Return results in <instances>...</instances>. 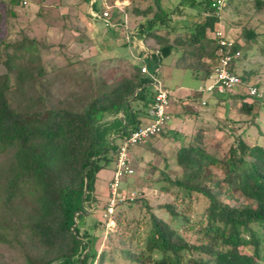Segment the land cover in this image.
<instances>
[{"label": "trees", "instance_id": "1", "mask_svg": "<svg viewBox=\"0 0 264 264\" xmlns=\"http://www.w3.org/2000/svg\"><path fill=\"white\" fill-rule=\"evenodd\" d=\"M103 1L93 2L94 13L103 14ZM213 1L205 0L209 14L201 17L190 32L173 41L158 34L162 29L156 24H163L168 17L159 0H155V9L150 7L138 12L142 16L155 12L142 31L147 41L156 40L159 51L154 58V67L146 64L152 73L162 65L163 58L180 54L175 68L189 71L200 85L214 74L220 58L214 33L223 19V12L217 14L213 10ZM229 1L232 0H227L224 9ZM19 2L12 0L14 5ZM257 4L262 7L264 2L258 0ZM244 33L249 42L256 37L250 30ZM229 37L235 42L232 55L237 51L242 53L241 58L233 62L231 71L238 73L246 84L251 83V73L237 70L249 47L245 48L237 39ZM7 49L8 46L3 55L0 48V63L7 68L6 74H0V154L12 153L13 162L5 203L11 207L12 201L27 190L32 207L22 209L12 220L0 222L1 243H12L13 237L24 249L27 264H95L97 260L104 264L114 262L117 254L130 264H264V147L250 146L237 138L229 159L224 161L206 151L204 132L178 149L175 161L182 175L175 179L165 176L170 186L164 187L168 191L170 187L183 191V203L185 198L191 199L193 195L204 198L207 205L201 220L194 224L185 216L181 220L177 205H168L165 209L171 217L169 221L151 212L150 229L141 249L134 250L130 246L119 250L110 245L112 248L98 256L97 238L87 229V219L94 211L92 207L101 202L96 194L97 177L112 161L117 162V144L109 137L113 132L121 131L122 138L138 129L144 112L138 108V103L145 107L154 104L156 92L147 91L151 79L142 74L141 66L124 59L117 75L95 88V94L79 108L52 107L41 97L34 109L19 110L10 97V74L17 70L18 87L23 88L28 71L16 66V56L8 54ZM15 49L16 52L27 50L25 42L16 45ZM256 86L260 96H251L246 87L241 86L235 93L218 97L220 102L228 105L239 98V113L251 118L250 124L256 125L262 109L254 103L262 97L260 87ZM108 117H114V120L109 121ZM164 130L153 138L163 135ZM214 168L222 170L224 177L216 178L212 172ZM133 176L124 178L120 195L130 194L126 180ZM236 192L255 206H232L222 199L227 196L233 200ZM138 199L135 197L118 204L114 215L120 207L133 205ZM109 201L108 197L103 217ZM145 206L148 207L147 203ZM179 221L184 224L187 235L197 238L196 243L179 232L176 227ZM117 223H121L118 218ZM100 225L97 222L92 228L97 229ZM114 236L120 246L127 245L123 235Z\"/></svg>", "mask_w": 264, "mask_h": 264}, {"label": "rangeland", "instance_id": "2", "mask_svg": "<svg viewBox=\"0 0 264 264\" xmlns=\"http://www.w3.org/2000/svg\"><path fill=\"white\" fill-rule=\"evenodd\" d=\"M127 1L108 0L109 5L114 6L110 11L111 17H116L119 22L124 21V16L119 15L127 8L131 20L130 28L140 33L145 23L154 18L155 12L152 11L147 16H142L138 12L146 11L150 7L155 9V0H129L131 4ZM160 1H163L160 7L168 14V17L163 24L160 22L156 24L158 29H162L158 34L168 37L170 41L181 34L188 33L190 26L199 22L202 17L200 13H205L207 16L210 12L204 5L205 0H171V4L174 3L173 9H169L170 3H166L165 0ZM181 1H183L182 4L177 6ZM261 1L264 2V0ZM229 2L230 4L222 11L221 23L223 30L232 38L237 39L245 48L249 47L247 52L245 51L246 57L241 61L238 70L240 73H251V83L258 85L261 89L262 97L254 100L257 107L259 105L262 108L259 111L257 124H250L251 118L239 113L241 105L224 106L220 103H216L217 111L212 116H207L203 123L198 119L188 118L185 130L192 133L193 129H198L191 135L192 139L182 137L169 142L168 149L171 150L169 154L166 152L163 154V158L166 155L164 160L162 157L160 160L154 159V162H149L148 166L133 164L135 174L130 178L128 191L136 192L138 202L120 207L110 220L103 217L107 198H101V202L95 203L92 207L91 210L94 211L87 219V229H90V233L97 238L98 256L112 247L119 250H125L130 246L134 250L141 249L150 229L151 212L169 221L171 217L165 209L168 205H177L176 210L181 220L183 216L189 218L192 221L191 224L201 220L207 205L204 198L193 195L191 199L185 198L183 203V191H178L175 187H170L169 191L164 189L170 186L165 176L175 179L182 175V170L176 165L175 152L179 147L192 142L199 133L204 132L206 151L224 161L229 159L231 148L236 146L237 138H241L250 146L264 147V5L259 7L258 0ZM90 14L91 3L88 0H20L17 5L12 4V0H0L2 54L4 55V49L8 46V54L16 56V66L28 71L23 88L18 87L17 70L10 74L12 86L10 97L15 107L19 110L26 111L27 108L32 110L37 107L36 101L42 97L45 103L52 107L68 105L79 108L95 94V88L117 75L121 62L124 60L121 57L124 56L120 57V54H117L118 50L105 55L96 54L98 47L103 44L99 35H103V30L107 29L104 24L92 19ZM121 30L122 28H119L117 32L120 33ZM246 30L254 32L255 39L249 42L245 37ZM23 42L27 50L16 52L15 46ZM121 42L120 39L116 44ZM149 42L152 45L157 44L154 38ZM133 46L136 47L134 53H137L139 47L135 40H133ZM127 52L125 51V55ZM174 56L162 59L163 69L159 77L163 84L172 91L181 87L198 89L199 82L192 78L189 71L170 67ZM154 62V60L150 61L151 68L154 67ZM6 73V66L0 63V74ZM150 89L151 87L148 86L147 91ZM237 101L241 100L237 99ZM188 106H190L189 103L185 105L186 108ZM213 107H215L214 99L211 100L210 109ZM178 121L176 118L175 123ZM164 139L168 141L167 137ZM153 158L154 156L150 161ZM12 162V153L0 154V222L4 219L12 220V217L17 216L22 209L29 210L32 207V198L27 190L19 194V199L12 201L11 207L5 203V190ZM110 165L112 167L113 163ZM111 167L108 170H111ZM212 172L216 178L224 177V172L218 168L212 169ZM234 194L233 200L228 199L227 196H223L222 199L232 206H255L241 194L237 192ZM178 196L179 200H177ZM117 218L121 221L120 224L117 223ZM97 222L101 225L93 229ZM176 227L189 241L197 242L195 236L185 233V226L181 221L176 223ZM115 234L123 235L128 241L127 245L120 246ZM11 238L12 243L0 242V264H27L24 249L14 241L13 237ZM95 264L100 263L97 260ZM104 264L130 263L117 254L114 262L108 261Z\"/></svg>", "mask_w": 264, "mask_h": 264}, {"label": "crops", "instance_id": "3", "mask_svg": "<svg viewBox=\"0 0 264 264\" xmlns=\"http://www.w3.org/2000/svg\"><path fill=\"white\" fill-rule=\"evenodd\" d=\"M94 1L95 0H91V14L90 15H91L92 19H94L96 22H100V23L104 24V22L102 20L95 19L92 15V13H93L92 4ZM170 1L171 0H165L166 3H168V4L170 3L169 9H173L174 3L171 4ZM162 2L160 1V5L162 4ZM182 2L183 1H181L179 4H177V6L182 4ZM103 3L109 4L108 0H104ZM127 3L131 4V2L129 0L127 1ZM128 12L129 11L127 8L124 10V13L121 14V12H120L119 16H124V21H122V22H119L116 17H115L116 19L114 18V20H113V22L115 23L114 28L108 29L105 27L107 30L102 29L104 34L99 35V37L101 39V43H103V44H102V46L98 47V49L96 50V54H98V55L104 54L105 55V54L114 52L113 50H118V52L116 51L117 54L119 53L120 57L124 56L121 58L128 59L133 64L143 67L147 63L150 64V61L154 60V58L156 56H158L159 51L155 45H152L149 41H147V36L145 33H142V31L139 33L138 31H135L134 28H133V30L130 28L129 22L131 20H130V17L128 15L129 14ZM125 14H127V21H126L127 25H126V27L123 26V24L125 23V20H126ZM200 15L203 17V16H205V13H200ZM193 26L194 25L190 26V29H188V32H190L192 30ZM119 28H122L120 33L117 32V29H119ZM220 28L224 29L222 23H220L216 26V30L220 29ZM225 33L227 34L228 37L230 36L228 32L225 31ZM120 39L122 42L120 44H116L117 42L120 41ZM133 40L136 41V45L139 47V51L137 53H134V50L136 47L133 46ZM125 51H128L126 53V55H125ZM176 60H177V55L174 56L173 62L171 63V66H170L173 69H175ZM149 68H150V66H149ZM159 68H160L159 72H161L163 69V66L159 65ZM192 78H193V76H192ZM148 86L151 87L152 92H155V89L151 83L147 84V87ZM199 86H200V83H199ZM170 92H171L172 96H171V104H170V107L168 108V112L171 115V122L165 128L163 135L158 136L156 138H153L145 144L139 145L137 147L135 146L134 148H132V150H131L132 164L139 163V164H142L144 166L145 165L148 166L149 162H152V161L154 162V159L160 160L161 157L163 158V154H165V152L167 154L170 153L171 149H168L170 146V144H168L169 142L174 141L175 139H178V138H182V137L183 138H190L191 137V139H192L191 135L193 134V132H195L198 129H193L192 133H190V132L188 133V131L185 130V126L187 124L188 118H193L194 120L198 119L203 123L204 119H206L207 116L210 117L215 113V111H217L216 110V107H217L216 103H220L221 105H224V106L228 105L226 102H220L221 100L218 96H214V97L209 98L206 106H203L202 101L206 97H205V95L199 93V87H198V89L197 88L194 89L192 87H187V88L181 87V88H177L174 91L170 90ZM212 99L215 100V107L210 109ZM237 99H239V98H235L232 101H230L231 105L230 104L229 105L230 106L241 105V101H237ZM188 103L190 104V106H188L189 108L188 107L186 108L185 105ZM152 106H153V104L149 105L148 107L147 106L145 107V105L138 103V108L143 109V111H144L140 116V119H141L140 126L148 125L153 121L154 118H153V114H152ZM147 110L150 111L149 114L145 113V112H147ZM108 118H110L109 121L114 120V117H108ZM176 118L179 121L175 123ZM168 128H169V130H168ZM200 128L201 127H199V129ZM120 132L119 133L113 132V134L109 137L110 141L118 144L120 142V139H121ZM186 133L189 135H187ZM165 137L168 138V141L164 139ZM179 148H181V147H179ZM176 152H175V154H176ZM152 156H154V158H153V160L150 161ZM164 158H166V155L164 156ZM164 158H163V160H164ZM148 159H149V161H148ZM111 163H113L112 167L110 165ZM111 163L108 165V167H106V169H103L102 171H100V173L98 174V177H97L96 194L99 196L100 199L101 198L102 199L107 198V200H108V197H109V184L113 179L115 167H116L115 161H112ZM110 167H111V170H108V168H110ZM133 168H134V165H133ZM148 176L152 177L150 175H148ZM149 177H148V180H150ZM130 182H131V180L129 178L127 180V184L129 185ZM106 204H107V202H106Z\"/></svg>", "mask_w": 264, "mask_h": 264}, {"label": "built area", "instance_id": "4", "mask_svg": "<svg viewBox=\"0 0 264 264\" xmlns=\"http://www.w3.org/2000/svg\"><path fill=\"white\" fill-rule=\"evenodd\" d=\"M226 2L227 0H214L212 3L213 10H215L217 14H220L226 5ZM113 8V5L106 3L105 11L102 15H98L94 12L92 15L95 19L102 20L106 28H114L115 23L113 22L110 13ZM125 16L126 20L123 26L126 27L127 14H125ZM214 38L216 39L219 47L218 53L220 58L214 74L199 87V93L205 95L206 97L202 101V105L206 106L209 98L211 97L227 93H235L241 86H245L247 93L251 96H260V91L256 85L251 83L246 84L238 73L231 71L233 62L242 56L240 51H237L234 55H232L231 51L235 46L234 40L228 37L222 28L215 31ZM141 71L142 74L151 79V84L156 92L155 101L152 106L154 119L150 124L140 126L128 136L122 137L116 146L115 154L117 162L113 179L109 184L110 201L104 213L105 219L112 218L118 204L124 203L129 199L132 200L136 197V192L120 195V188L124 178L134 175L135 173L131 158L132 148L147 143L151 138L160 134L166 125L171 121V115L168 112V108L171 104V92L163 85L162 81L158 77L160 68L156 70V73H152L148 66L144 65Z\"/></svg>", "mask_w": 264, "mask_h": 264}, {"label": "water", "instance_id": "5", "mask_svg": "<svg viewBox=\"0 0 264 264\" xmlns=\"http://www.w3.org/2000/svg\"><path fill=\"white\" fill-rule=\"evenodd\" d=\"M86 193H87V189H86Z\"/></svg>", "mask_w": 264, "mask_h": 264}]
</instances>
